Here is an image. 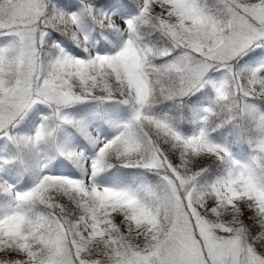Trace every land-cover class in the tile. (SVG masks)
<instances>
[{
  "label": "snow or ice",
  "instance_id": "snow-or-ice-1",
  "mask_svg": "<svg viewBox=\"0 0 264 264\" xmlns=\"http://www.w3.org/2000/svg\"><path fill=\"white\" fill-rule=\"evenodd\" d=\"M0 264H264V0H0Z\"/></svg>",
  "mask_w": 264,
  "mask_h": 264
}]
</instances>
